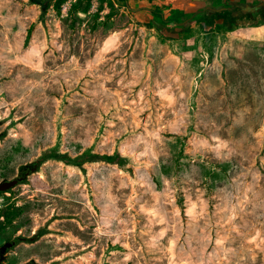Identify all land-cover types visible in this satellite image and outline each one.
Listing matches in <instances>:
<instances>
[{
    "label": "rangeland",
    "instance_id": "374dc122",
    "mask_svg": "<svg viewBox=\"0 0 264 264\" xmlns=\"http://www.w3.org/2000/svg\"><path fill=\"white\" fill-rule=\"evenodd\" d=\"M169 21L0 0V183L48 153L126 158L51 159L0 194L3 264H264V13Z\"/></svg>",
    "mask_w": 264,
    "mask_h": 264
},
{
    "label": "trees",
    "instance_id": "16d2710c",
    "mask_svg": "<svg viewBox=\"0 0 264 264\" xmlns=\"http://www.w3.org/2000/svg\"><path fill=\"white\" fill-rule=\"evenodd\" d=\"M51 0H30L31 4H37L42 6L43 13L47 12V9L49 7ZM62 0H58V3L60 4ZM84 11H87L85 8ZM225 16V17H224ZM194 21L200 23L204 29H212L217 25V22L221 19L223 20H229L230 23L235 25V22H237L236 18L230 17L228 15H220L217 14L213 10H201L198 12V14L194 15L193 17ZM171 21H167L169 23ZM33 27H31L28 30V34L26 37V45L29 43L31 37H32ZM51 159H56L57 161L63 163L66 166L74 167L79 170H84V165L88 163H98V162H105L108 164H119L121 165L126 158L123 157L120 153H115L112 155L109 154H99V153H92V152H86L82 155H78L75 157H71L68 154H57V153H48L44 154L37 162L32 164L23 165L20 168L19 171V181L21 183H25L27 180V177L31 175L32 173L38 171V168L48 162ZM7 192H10L7 191ZM7 192H0V194H5ZM5 197V196H4ZM6 198V197H5ZM9 222L12 221L11 218L8 219ZM3 225V223L0 221V226ZM45 232H40L36 237H33L28 242H34L39 237L44 236ZM21 240V239H18ZM13 245H16L17 243H12Z\"/></svg>",
    "mask_w": 264,
    "mask_h": 264
},
{
    "label": "crops",
    "instance_id": "0c3cea01",
    "mask_svg": "<svg viewBox=\"0 0 264 264\" xmlns=\"http://www.w3.org/2000/svg\"><path fill=\"white\" fill-rule=\"evenodd\" d=\"M262 2L264 3V0H129L130 4H134L135 10L141 12L148 11L152 15L154 14V16L162 15V17L166 18V22L173 18V22L177 24L179 22L174 20L184 17L187 8L191 4H201L202 6H200L199 9H203L207 6L219 5H229L230 8H233L235 5L232 3H236V5H256ZM198 12L199 11H196L194 14H197ZM193 17L194 15H192V18L190 19H193Z\"/></svg>",
    "mask_w": 264,
    "mask_h": 264
},
{
    "label": "water",
    "instance_id": "95a60500",
    "mask_svg": "<svg viewBox=\"0 0 264 264\" xmlns=\"http://www.w3.org/2000/svg\"><path fill=\"white\" fill-rule=\"evenodd\" d=\"M232 4L235 5V7H242V11L244 13L255 14V13L259 12L260 10H261V12L264 11V3L263 2L256 4V5H248V4L247 5H239V4L236 5V3H232ZM212 10L220 13L224 10H227V8L223 5V6H218ZM191 20L192 19L185 20L182 23H178V25L184 26V25H186L187 22H190ZM18 183H19L18 179L2 182V183H0V192H7V191L11 190L12 188H14ZM12 246H13L12 243H7L5 246L0 248V264H3V260L5 259V255L7 253V250L10 249Z\"/></svg>",
    "mask_w": 264,
    "mask_h": 264
},
{
    "label": "flooded vegetation",
    "instance_id": "af4514ba",
    "mask_svg": "<svg viewBox=\"0 0 264 264\" xmlns=\"http://www.w3.org/2000/svg\"><path fill=\"white\" fill-rule=\"evenodd\" d=\"M226 13H229L228 16L236 18L237 21H239V20H242L243 18H245L246 16H261V15H263L264 11L261 12V10H260L259 12L255 13V14H252V13L249 14V13H244L242 11V7H233V8H230L229 11L220 12V15H223ZM17 179L19 180V178H17Z\"/></svg>",
    "mask_w": 264,
    "mask_h": 264
},
{
    "label": "built area",
    "instance_id": "2783aa9c",
    "mask_svg": "<svg viewBox=\"0 0 264 264\" xmlns=\"http://www.w3.org/2000/svg\"><path fill=\"white\" fill-rule=\"evenodd\" d=\"M6 206H7V203H3L0 201V221L3 219Z\"/></svg>",
    "mask_w": 264,
    "mask_h": 264
}]
</instances>
